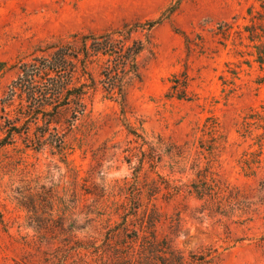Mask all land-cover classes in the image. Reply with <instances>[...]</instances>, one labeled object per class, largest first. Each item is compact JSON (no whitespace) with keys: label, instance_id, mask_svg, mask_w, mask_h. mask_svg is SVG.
<instances>
[{"label":"rangeland","instance_id":"374dc122","mask_svg":"<svg viewBox=\"0 0 264 264\" xmlns=\"http://www.w3.org/2000/svg\"><path fill=\"white\" fill-rule=\"evenodd\" d=\"M107 34L144 47L114 96L81 55ZM61 45L49 110L3 109ZM0 130V264H102L148 214L182 264H264V0H0Z\"/></svg>","mask_w":264,"mask_h":264},{"label":"trees","instance_id":"16d2710c","mask_svg":"<svg viewBox=\"0 0 264 264\" xmlns=\"http://www.w3.org/2000/svg\"><path fill=\"white\" fill-rule=\"evenodd\" d=\"M82 46L81 55L85 57L82 62H85V65L88 67L96 61L102 64L104 72H102L101 75L104 76V79L109 80L111 86L106 90L112 96L115 94H123L124 87L129 80L138 76L137 58L142 53L144 47L141 41L133 40L131 34H107L104 37L96 36V38L93 39L89 38V36H85L82 40ZM67 47L68 45H61V49H57L58 52L56 54H58V57L56 54L53 55L50 51L47 52L46 58L49 64L46 66L45 70L39 71L34 69L38 60L37 58H29L31 60H27L28 62L24 64L19 73V79L22 80V78H25L30 85L25 86V88H19L18 92L15 93L16 96L13 94L8 102L3 105V109L7 106H15L14 101L19 99L21 100L19 102L21 106L14 107L17 111V119L20 118L21 115L26 116L29 113L30 117L34 119L33 121L37 120V116L40 112H35V110L32 111L33 108L31 107H41V109H43L41 113L48 111L52 104L51 97L60 96L64 93V85H66V81L71 80L73 75L66 77L63 80L65 81L64 85L62 81V85L60 86V84H58V87H55L56 89L49 87L47 90H40V88L41 86H45V82H52L54 77L58 75L53 76L50 71V62H55L56 59L60 66L65 63L68 57L66 51ZM57 83L58 82H56V84ZM59 83H61V81ZM51 86H54V84ZM83 95L84 93H78L79 100L84 98ZM65 110H69V108H65L64 111ZM58 114H60V111H57V115ZM74 115L76 118L80 117L77 116V112H75ZM55 119L54 117H47L49 128L51 124L55 122ZM0 131L2 135H4L1 136L0 139V148H2L6 145L3 143V139H5V134L7 132L3 130ZM27 131H29V128H27ZM15 132L18 133L20 131L15 130ZM15 132L10 131L8 134ZM151 219L155 221V219L148 214L147 220H145L141 229L134 232V236L131 237L129 242H127L126 239L123 240V238L119 241L117 240V234L122 232L115 233L114 231L113 234L109 233L105 239L104 248H101V246H96L95 248L98 257L102 260V264H182L183 255L181 252L170 246L165 239L157 237L154 231H152L153 222ZM156 221H158V216ZM136 245H138V248H136ZM130 249H132V252ZM113 251H116V254H114Z\"/></svg>","mask_w":264,"mask_h":264}]
</instances>
